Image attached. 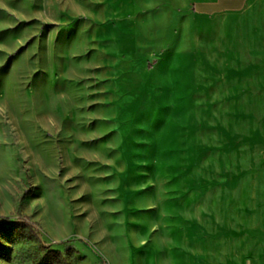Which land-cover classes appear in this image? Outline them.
<instances>
[{
	"label": "rangeland",
	"instance_id": "374dc122",
	"mask_svg": "<svg viewBox=\"0 0 264 264\" xmlns=\"http://www.w3.org/2000/svg\"><path fill=\"white\" fill-rule=\"evenodd\" d=\"M143 2L0 0V264H264V3Z\"/></svg>",
	"mask_w": 264,
	"mask_h": 264
},
{
	"label": "crops",
	"instance_id": "0c3cea01",
	"mask_svg": "<svg viewBox=\"0 0 264 264\" xmlns=\"http://www.w3.org/2000/svg\"><path fill=\"white\" fill-rule=\"evenodd\" d=\"M158 1H167L172 4L176 9L184 10V12L189 13L193 16V20L202 19V18H241L242 16L248 17L250 14H252L254 7H256L260 3H264V0H144L143 6H147L145 8V11L140 12L139 14H147L149 11L159 12V9H156V3ZM264 12V10H263ZM261 12V13H263ZM114 25L116 29L122 30L123 25L125 26L126 30H133L141 32V34L136 36V39H139L141 42H145L146 44L143 46L147 49V43L152 42L151 44L155 47H160L156 51L150 52L148 49L146 51L141 52L142 56L144 57L142 61L148 62L150 60L151 55L156 57L155 61L156 64H162V63H169V62H176V58L173 56H176V53L178 54V57L181 55V48L179 51L177 49L169 48V43L166 48H163L162 43V36L159 34L158 27H168L169 29H172L173 37L175 38L176 35V28L173 25H167V24H145V23H121V24H113L110 23V29L114 28ZM193 27L195 25L193 24ZM153 32V35L150 33ZM177 40L182 43V36H181V30H177ZM179 44V45H180ZM164 45L166 43L164 42ZM191 53H189L190 55Z\"/></svg>",
	"mask_w": 264,
	"mask_h": 264
},
{
	"label": "trees",
	"instance_id": "16d2710c",
	"mask_svg": "<svg viewBox=\"0 0 264 264\" xmlns=\"http://www.w3.org/2000/svg\"><path fill=\"white\" fill-rule=\"evenodd\" d=\"M23 225L20 222L5 219L4 222H0V238L8 243L14 244L16 239H25L32 241L33 237L23 234ZM3 249L8 250L5 245H1Z\"/></svg>",
	"mask_w": 264,
	"mask_h": 264
}]
</instances>
